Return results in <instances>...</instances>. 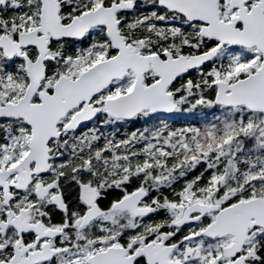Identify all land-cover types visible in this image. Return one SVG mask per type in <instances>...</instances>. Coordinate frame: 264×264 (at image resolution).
<instances>
[{"label":"snow or ice","instance_id":"snow-or-ice-1","mask_svg":"<svg viewBox=\"0 0 264 264\" xmlns=\"http://www.w3.org/2000/svg\"><path fill=\"white\" fill-rule=\"evenodd\" d=\"M0 264H264V0H0Z\"/></svg>","mask_w":264,"mask_h":264}]
</instances>
